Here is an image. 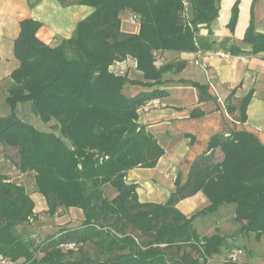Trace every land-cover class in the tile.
<instances>
[{
  "label": "trees",
  "instance_id": "1",
  "mask_svg": "<svg viewBox=\"0 0 264 264\" xmlns=\"http://www.w3.org/2000/svg\"><path fill=\"white\" fill-rule=\"evenodd\" d=\"M57 1L94 11L77 24L70 38L57 37V43L38 36L41 21L23 19L14 42L19 66L9 75L13 82L8 103L31 102L50 129L17 120L2 131L6 120L0 118V141L17 150L21 173H34L37 192L47 202L46 214L55 216L61 207H75L83 211L84 219L41 239L32 237L28 225L39 220L35 201L24 184L2 174L0 259L13 264H241L214 261L235 245L218 231L200 233L194 220L223 204H234L241 231L254 233L260 241L264 143L253 132L235 128L213 135L186 175H177L166 202L140 201L137 183L127 181L130 170L153 168L165 154L156 136L139 123L141 108L154 100L161 106L169 96L164 75L186 66L185 61L160 63L161 54L198 52L197 33L201 27L212 33L221 0ZM238 13L237 3L228 23L231 32ZM132 14L138 15L139 28L126 32L122 20ZM243 42L248 48L232 44L229 52L249 56L264 52V33L256 31L253 18ZM128 58L136 61L141 79L110 69ZM127 84L142 89L129 93L124 90ZM192 84L200 91V101L209 96L206 86ZM234 94L235 89L227 99L229 113L236 110ZM252 96L250 91L242 99V123ZM202 113L195 109L192 115ZM198 192L210 203L188 217L177 205Z\"/></svg>",
  "mask_w": 264,
  "mask_h": 264
},
{
  "label": "crops",
  "instance_id": "2",
  "mask_svg": "<svg viewBox=\"0 0 264 264\" xmlns=\"http://www.w3.org/2000/svg\"><path fill=\"white\" fill-rule=\"evenodd\" d=\"M237 3L238 20L234 32H231L228 23L232 8ZM93 11V7L75 2L0 0V70L5 68L3 74L7 75L0 79V90H8L13 82L9 77L12 73L10 71L19 66L16 61L12 64L11 60H17L14 55V42L19 36L23 19L34 18L41 21L43 26L38 36L47 43H53L58 41L57 37L70 38L77 24ZM251 18L254 19L256 31L264 33V0H221L220 14L212 26V33L205 27H201L197 33V42L200 45L198 52L161 54L160 63L185 61L186 66L181 72H168L164 75L163 86L169 96L162 99L161 106L144 110L140 114L139 123L153 133L165 148V154L155 167H138L128 172L127 181L137 183L140 201L166 202L175 189L177 175H186L194 158L206 151L213 135L229 134L232 129L245 128L264 143V52L251 56L229 52L232 44L248 48L243 38ZM122 29L135 32L123 28V23ZM126 61L131 63V67L125 71L122 65ZM126 61L114 63L110 69L116 74H127L131 79H141L142 73L136 68V61L133 58ZM132 72L137 77H133ZM191 81L206 86L209 96L200 101V91ZM140 89L141 86L127 84L124 90L136 93ZM234 89L232 103L236 110L229 113L227 99ZM250 91H253V96L246 108V121L242 123V99ZM195 109L202 111V115L193 116ZM202 131L205 132L203 146L194 152ZM192 137L194 143H191ZM26 189L35 201V211L40 214L45 212L47 202L37 192L36 185L32 190ZM209 203L206 195L198 192L181 200L177 206L185 215L191 217ZM235 216V205L223 204L213 213L197 216L194 224L202 234L210 235L218 231L228 236V244L235 247L243 248L239 241L244 240L242 236L245 235L250 240V247L248 254L245 252L243 255L241 264H264V235L260 241H256L254 233H241L242 225L235 220ZM55 218L62 221L58 223L57 220L58 225L72 220L81 223L84 215L79 208L61 207ZM227 252L224 249L217 256H224Z\"/></svg>",
  "mask_w": 264,
  "mask_h": 264
},
{
  "label": "rangeland",
  "instance_id": "3",
  "mask_svg": "<svg viewBox=\"0 0 264 264\" xmlns=\"http://www.w3.org/2000/svg\"><path fill=\"white\" fill-rule=\"evenodd\" d=\"M130 17H124L122 20L123 28H128L129 30L136 31L137 28H139L138 25H134L129 20ZM53 43H57L56 41ZM17 63L18 60H14V58L11 60L12 64ZM125 65H122L125 71L126 69H129L131 67V63L126 61ZM9 63V62H8ZM137 66V65H136ZM137 68V67H136ZM5 68H1L0 70V79L6 77V74L4 73ZM12 72V71H10ZM129 73V72H128ZM135 72H132L133 77H137L134 75ZM12 85V83H11ZM10 85V86H11ZM10 88V87H9ZM9 88L8 90H0V118L7 119L9 117L13 118L15 122L17 120L20 121H29L34 123L37 127L48 130L50 129V124L44 123L40 117L34 112L32 108L31 102H18L15 106H11L8 103V97H9ZM14 115V116H13ZM14 122V123H15ZM205 139V132L202 131L200 135V140L198 144L194 148V152L199 151L202 146ZM216 156L219 157L218 153H216ZM18 161V152L16 149L11 147H6L2 144V141H0V175L5 174L8 177H10L12 180L24 184L26 188L29 190H32L35 185V180L32 172L24 173L22 174L16 167V162ZM58 217H61L58 216ZM54 220V221H53ZM62 222L58 218H55V216H49L45 212L42 214L39 213V220L36 222H33L31 225H28L29 229L32 231V237L36 238H43L47 234L54 232L58 229L60 226H77L80 225V222L78 221H69L64 224L57 223ZM21 229V227H19ZM243 231H241L242 233ZM238 233V232H237ZM236 233V234H237ZM244 234V232H243ZM234 236V235H233ZM244 240H240L239 244L243 247L244 251L248 254V248L250 247V240L245 237V235L242 236ZM240 237V238H242ZM235 238L237 239L238 236ZM223 256V255H222Z\"/></svg>",
  "mask_w": 264,
  "mask_h": 264
},
{
  "label": "built area",
  "instance_id": "4",
  "mask_svg": "<svg viewBox=\"0 0 264 264\" xmlns=\"http://www.w3.org/2000/svg\"><path fill=\"white\" fill-rule=\"evenodd\" d=\"M130 22L134 25L139 26V17L136 14H132L129 18ZM160 103L158 100L151 101L146 106L141 108V112L144 110H149L154 107H159ZM72 247V245H70ZM245 254V251L241 247H234L232 250L228 251L224 256H217L214 261L218 262H232V263H241V259L243 255ZM211 263V262H210ZM0 264H13V262H10L5 259H0Z\"/></svg>",
  "mask_w": 264,
  "mask_h": 264
},
{
  "label": "water",
  "instance_id": "5",
  "mask_svg": "<svg viewBox=\"0 0 264 264\" xmlns=\"http://www.w3.org/2000/svg\"><path fill=\"white\" fill-rule=\"evenodd\" d=\"M15 120L11 117L7 118L5 121V124L2 128V131H6L8 130L13 124H14Z\"/></svg>",
  "mask_w": 264,
  "mask_h": 264
}]
</instances>
